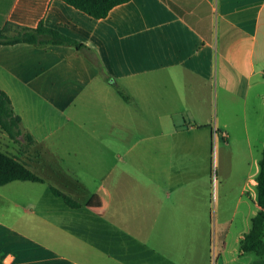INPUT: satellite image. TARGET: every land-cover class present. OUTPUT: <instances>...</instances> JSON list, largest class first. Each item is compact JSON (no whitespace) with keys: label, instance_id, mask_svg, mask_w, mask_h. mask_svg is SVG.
I'll list each match as a JSON object with an SVG mask.
<instances>
[{"label":"crops","instance_id":"crops-1","mask_svg":"<svg viewBox=\"0 0 264 264\" xmlns=\"http://www.w3.org/2000/svg\"><path fill=\"white\" fill-rule=\"evenodd\" d=\"M6 23L91 51L0 44V90L32 138L0 130V150L42 179L0 185V264H213L214 240L216 264L255 256L241 242L261 210L264 0H128L102 19L61 0H0Z\"/></svg>","mask_w":264,"mask_h":264},{"label":"trees","instance_id":"trees-1","mask_svg":"<svg viewBox=\"0 0 264 264\" xmlns=\"http://www.w3.org/2000/svg\"><path fill=\"white\" fill-rule=\"evenodd\" d=\"M73 8L87 14L94 19L105 18L110 10L128 0H61ZM29 43L38 46L44 45H70L77 50L91 51L89 48L74 38L64 35L57 29L43 26L41 23L35 28L20 26L13 23H6L0 29V44ZM118 92L124 99H128L117 87ZM0 130L10 139L18 141L21 137L25 142H32L29 134H23L20 129V118L13 112L9 97L0 90ZM257 175V203L261 210L252 217L250 230L244 235L241 242V250L252 252L257 259L252 264H264V148L259 163ZM22 180L42 182V179L34 174L26 164L9 154L0 150V185L11 181ZM52 193L62 197L70 207H77L78 204L69 196L52 188Z\"/></svg>","mask_w":264,"mask_h":264},{"label":"rangeland","instance_id":"rangeland-1","mask_svg":"<svg viewBox=\"0 0 264 264\" xmlns=\"http://www.w3.org/2000/svg\"><path fill=\"white\" fill-rule=\"evenodd\" d=\"M214 89V88H213ZM214 95V94H213ZM214 102H215V97H213V108H214ZM255 114V116H256V118H257V115H258V113H254ZM211 115L214 117L215 116V112L213 111L212 113H211ZM261 122H262V128H261V134H262V137H264V118L262 119L261 118ZM12 145H10L9 143H8V146L6 147V148H4V149H6V151L7 152H10V153H12V148H10ZM16 146V145H15ZM239 147V146H238ZM241 147V146H240ZM240 149H236V153H238V155L240 156V153L242 152L241 150L239 151ZM6 152V153H7ZM220 155H219V151H218V143H213L212 144V154H211V171H210V173H211V179H210V185H211V196H212V205H213V212H214V214L215 213H217L218 212V215H217V217H218V219H219V217L222 215V213H223V211L219 208V204L221 203V200H220V195H219V191H220V187L222 186V185H224L225 183L223 182L224 180H223V176H222V174H223V168H222V163H221V161H220V157H219ZM239 156H238V158H239ZM243 160V159H242ZM241 160V158H239V165H240V168L242 167V166H245V162L244 161H242ZM223 165L225 166V164H224V162H223ZM235 186H236V183H233V185L229 188V192L230 191H232V190H235ZM38 195H39V192H38ZM235 197H236V194L235 193H231V195H230V198H229V200H230V202H228V203H232L233 202V204L232 205H230V207H229V215L234 211V213H235V210H234V202H235ZM235 220H237V217H236V219ZM218 222V221H217ZM235 222L236 221H234V224H235ZM23 223V222H22ZM232 227V226H231ZM217 229V225H216V222H214L213 221V231H215ZM28 232V231H27ZM36 232H37V234H39L40 233V226H39V224H37V230H36ZM29 233H27V235H28ZM231 236V235H230ZM216 245H218V242H216L215 240H214V258H213V264H216L215 263V261H216V257H217V254H216ZM226 248H227V250L228 251H230V249H231V246H230V242H227V244H226ZM246 256H248V257H246V258H242L241 260H239L241 263L240 264H242V263H244L245 261H246V259H254L255 258V256L253 255V254H248V255H246ZM228 260H229V258H228ZM230 261V260H229ZM233 264V263H232ZM239 264V263H238Z\"/></svg>","mask_w":264,"mask_h":264},{"label":"built area","instance_id":"built-area-1","mask_svg":"<svg viewBox=\"0 0 264 264\" xmlns=\"http://www.w3.org/2000/svg\"><path fill=\"white\" fill-rule=\"evenodd\" d=\"M213 134H214V137H215V135L217 134V130L214 129V133Z\"/></svg>","mask_w":264,"mask_h":264}]
</instances>
